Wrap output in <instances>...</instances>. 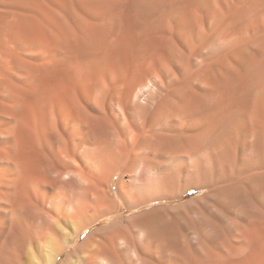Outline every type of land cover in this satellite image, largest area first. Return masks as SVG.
Here are the masks:
<instances>
[{
	"label": "bare ground",
	"instance_id": "bare-ground-1",
	"mask_svg": "<svg viewBox=\"0 0 264 264\" xmlns=\"http://www.w3.org/2000/svg\"><path fill=\"white\" fill-rule=\"evenodd\" d=\"M0 264H264V0H0Z\"/></svg>",
	"mask_w": 264,
	"mask_h": 264
},
{
	"label": "rangeland",
	"instance_id": "rangeland-1",
	"mask_svg": "<svg viewBox=\"0 0 264 264\" xmlns=\"http://www.w3.org/2000/svg\"><path fill=\"white\" fill-rule=\"evenodd\" d=\"M192 195H194V194H189L188 197H191ZM121 210L123 211V213H124L123 215H124V216L128 213V212H126V210H124V209H121ZM122 211H121V212H122Z\"/></svg>",
	"mask_w": 264,
	"mask_h": 264
}]
</instances>
